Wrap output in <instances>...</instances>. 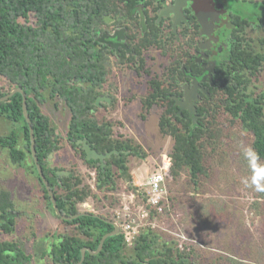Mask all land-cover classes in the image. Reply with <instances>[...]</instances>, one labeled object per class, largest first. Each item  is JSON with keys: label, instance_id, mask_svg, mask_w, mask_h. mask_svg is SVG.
Listing matches in <instances>:
<instances>
[{"label": "trees", "instance_id": "16d2710c", "mask_svg": "<svg viewBox=\"0 0 264 264\" xmlns=\"http://www.w3.org/2000/svg\"><path fill=\"white\" fill-rule=\"evenodd\" d=\"M165 2L167 0H0V97L17 87L23 89L30 123L34 128L36 155L64 215L74 216L82 212L80 205L93 192L85 184L83 174L73 170L68 175L60 174L58 171H63L61 168L50 167L51 155L60 152L64 142L96 172L98 191L116 190L120 178L134 192L139 190L128 159L131 155L144 159L148 153L141 144L114 138L112 124L100 122L96 111L100 106L108 107L110 102L118 100V86L113 80L115 63L134 66L139 70L145 68L143 47L158 42L160 24L156 21L157 12ZM138 10L147 17L145 34L137 35L129 25L127 46L133 50L126 52L121 48L118 55L100 38L114 27H126L125 19ZM108 17L114 20L108 21ZM228 17L235 43L229 50L230 69L225 67L227 62L218 61L213 76L214 85L209 88L210 94L203 93L202 97L208 99L214 96L221 101L222 95V101L227 100L230 108L234 106L233 112L240 115L243 125L254 134L252 147L256 159L264 165V95L248 97L240 91L241 85L247 88L251 81L249 76L257 74L264 63V54L246 52L243 33L249 28L264 25V16H259L254 23L230 9ZM179 64L166 81L157 76L150 79L144 109L149 111L153 105L159 104L163 108L160 127L175 138L171 177L177 176L178 169L186 165L197 182L206 171L199 147L210 132L206 124L209 111L198 101L193 112L177 104V99L183 95L181 77L187 80L186 72L190 69L192 75L197 76L198 72L193 65L186 66L184 70L179 68ZM229 76L235 82L232 83ZM44 92L55 100L57 108L63 105L69 108L70 122L65 133L56 132L51 117L44 111L47 103ZM98 98H103L100 103H97ZM0 113L23 123L26 148L32 154L29 123L23 114V94L17 92L9 99L0 101ZM86 127L102 132L82 133ZM17 138L15 131L2 136L0 146L8 145L12 161L21 163L27 152L16 146ZM80 139H87L92 148L100 153L107 154L115 149L119 153L107 157L103 167L101 160L87 159L82 144H78ZM33 164L38 173L34 161ZM39 179L42 183L40 190L54 210L48 189L40 176ZM13 209L11 192L0 190V229L3 233L12 234L15 230ZM87 213L70 220L60 217L74 232L63 234L59 242L53 244L50 251L43 252L42 256L51 257L57 264H76L81 259L83 247L97 250L102 237L114 226L94 216L93 212ZM100 215L111 219L110 216ZM150 241L147 232L141 233L133 245L134 253L127 255L123 251L126 241L120 232L108 237L99 253L87 252L82 264H182L184 255L173 246H167L156 254L151 249ZM34 259L35 255L24 251L18 240L0 238V264H29Z\"/></svg>", "mask_w": 264, "mask_h": 264}, {"label": "rangeland", "instance_id": "374dc122", "mask_svg": "<svg viewBox=\"0 0 264 264\" xmlns=\"http://www.w3.org/2000/svg\"><path fill=\"white\" fill-rule=\"evenodd\" d=\"M221 2L228 10L227 15L222 13L224 20L229 18L230 9L254 23L259 16H264L262 0ZM125 22L126 27H133L137 35L145 34L147 17L144 12L134 13ZM162 27L163 23L159 30ZM162 29L164 31L157 35L158 42L143 47L144 69L114 64L113 80L118 86V100L110 102L108 107L100 106L96 111L100 122L112 124L114 138L141 144L148 153L144 159L133 155L128 159L139 190L134 192L120 178L116 190L98 191L96 172L84 164L82 157L66 142L60 152L51 155L49 165L61 168L60 174L68 175L73 170L84 175L85 184L93 192L80 205L82 211L110 216L112 220H119L122 226L125 221L132 222L136 228L141 226L133 243L127 242L123 248L127 255L134 253L135 241L141 233L147 232L151 249L156 254L173 246L184 255L182 264H264V192H257L251 185L252 163L245 156L247 149L253 150L254 134L243 125L240 115L233 112L234 106L230 108L227 100L222 101V95L221 101L214 96L199 98V104L209 111L206 124L210 132L199 147L206 171L197 182L186 165L178 169L177 176L169 174L162 211L151 208L149 217L143 216L148 177L158 164L171 157L175 144L174 136L160 127L163 108L155 104L149 111L144 109L149 81L155 76L166 81L179 63L180 69L194 66L188 55L200 40L184 32L178 38L168 36L170 27ZM228 30L225 28V32ZM243 34L246 52L264 54V25L249 28ZM233 44L234 41L229 40L217 58L228 63L227 69L231 65L229 48ZM249 78L247 88L241 85L242 94L248 97L264 95V63L258 73ZM229 80L235 82L231 76ZM188 82L181 77L180 89ZM44 94L47 103L43 109L51 117L52 126L56 132L65 133L70 122L69 108L66 105L57 108L55 100L48 97L47 92ZM22 128L23 123L0 113V137L15 131L18 135L16 146L27 152L21 163H14L9 146H0V190L11 192L14 202L11 213L15 218L14 232L3 233L0 229V238L16 239L24 251L34 254L35 259L29 264H57L51 257H43L42 253L50 251L52 244L59 242L63 234L74 230L61 220L44 198L40 190L42 183L35 172L32 154L27 151ZM255 163L264 166L258 159Z\"/></svg>", "mask_w": 264, "mask_h": 264}, {"label": "flooded vegetation", "instance_id": "af4514ba", "mask_svg": "<svg viewBox=\"0 0 264 264\" xmlns=\"http://www.w3.org/2000/svg\"><path fill=\"white\" fill-rule=\"evenodd\" d=\"M139 11L140 10H138V12ZM227 12V5L221 2V0H167V2L162 3L158 9L156 21L158 24L163 23L164 28L170 27L171 31L168 36L178 38L181 36L182 32H184L190 34L195 39H200L196 47H194V51L188 55L189 60L194 63V66L198 70V77L192 75L191 69L186 72V79L189 82L188 84H184L182 89L183 95L179 98V100L185 101V94L189 91V99L187 100V104H184L186 107L184 109L189 110V107L192 105V109L195 110V104L197 101L199 102V98L203 93L205 95L210 94L209 88L214 85L213 76L216 73L215 65H217L219 61L217 58L224 51L229 40L234 41L231 35V23L226 19H222V13H226L227 15ZM142 13L143 12L141 11L138 14ZM160 13L162 15L161 17ZM110 20L113 21L114 19ZM174 23L176 24L175 26ZM225 28L227 30L229 29L228 32H225ZM122 29L124 30L125 36V39L122 40V42L127 45V27H114V29L106 33L110 35L114 33V31H120ZM161 29L159 31L163 32L164 30ZM224 37H226V39H224ZM113 40H115V43H118L117 38ZM105 43L116 51L118 55L120 54L121 48L126 50V52L133 50L130 47H123L120 45L117 48L109 42ZM183 69L185 70V67ZM195 79L198 80V84L194 89ZM178 105L182 108L181 104Z\"/></svg>", "mask_w": 264, "mask_h": 264}, {"label": "water", "instance_id": "95a60500", "mask_svg": "<svg viewBox=\"0 0 264 264\" xmlns=\"http://www.w3.org/2000/svg\"><path fill=\"white\" fill-rule=\"evenodd\" d=\"M183 1V0H182ZM195 6H196V3H195ZM161 13H160V17H161ZM108 21H111L110 18L108 17L107 18ZM202 22V21H201ZM204 23V22H203ZM176 24L174 23V26ZM117 38L118 39V43H115L113 39ZM112 39V40H111ZM125 39V36H124V30H120V31H114V33L112 34H107V33H103L101 38H100V41L101 42H109L111 45H113L114 47H117L118 46H123V47H128L126 45V43L122 42V40ZM198 84V80L195 79L194 81V89L196 88ZM192 91V90H191ZM195 91V90H194ZM17 92H20L23 94V114L27 120V122L29 123V128H30V138H31V152H32V157L34 159V162H35V165H36V168H37V171H38V174L40 176V178L43 180L46 188L48 189V192H49V195L51 197V201H52V204H53V207H54V210L56 212V214L61 217L62 219H65V220H70L72 218H77L79 217L80 215H85V214H88L87 212H79L77 214H75L74 216H67V215H64L62 214L61 210L59 209L58 207V204H57V200H56V197H55V194L53 192V190L51 189V186L49 184V181L47 180L45 174H44V171H43V168L41 166V164L39 163V160H38V157L36 155V147H35V135H34V128L31 126V123H30V116H29V112H28V105H27V97L26 95L24 94V91L21 87H17L15 89H13L9 94L3 96V97H0V101H5L7 99H9L11 96H13L15 93ZM186 100L185 101H182V100H179L177 99V103L178 104H181L182 105V109L186 108L184 106V104H187V100L189 99V91L186 92ZM103 98H98L97 99V103H100L101 100ZM108 101H110V99H107ZM192 105L189 107V110L191 112H193L194 110L192 109ZM85 132H102V130H99L97 128H89V127H86L82 133H85ZM78 144H82V148L85 150L86 152V157L88 160H91V159H94V160H101L102 161V166L104 167L105 166V163H104V160L107 158V157H110L113 153H119L118 150H113L107 154H103V153H100L98 152L97 150L93 149L91 144L88 142L87 139H80L78 140ZM94 216L100 218V219H104L105 221L111 223L113 226H114V229L108 233H106L102 239L100 240V243H99V246H98V249L97 250H92L90 247L88 246H85L82 248L81 250V259L78 263L76 264H82L85 260V257H86V254L87 252L91 253V254H97L99 253L103 246H104V243H105V240L110 237V236H113V235H116V234H119L121 229H120V226L117 222H115L114 220L112 219H106L104 217H102L101 215L99 214H94ZM141 264H145V263H141Z\"/></svg>", "mask_w": 264, "mask_h": 264}, {"label": "built area", "instance_id": "2783aa9c", "mask_svg": "<svg viewBox=\"0 0 264 264\" xmlns=\"http://www.w3.org/2000/svg\"><path fill=\"white\" fill-rule=\"evenodd\" d=\"M171 164V157L168 159L166 158L164 161H162V163L158 164V167L148 177L147 188L144 190L146 191L147 201L145 205H142V212L144 217H149L151 208H154L157 211H162L163 203H165L167 193L166 182L170 174ZM126 209L128 208L126 207ZM114 221L119 224L121 229L120 232L124 234L126 243L129 242L130 244H132V241H134L136 238L137 229L141 226L136 228L132 224V222L127 221H125L122 226L119 220Z\"/></svg>", "mask_w": 264, "mask_h": 264}, {"label": "clouds", "instance_id": "9594fccd", "mask_svg": "<svg viewBox=\"0 0 264 264\" xmlns=\"http://www.w3.org/2000/svg\"><path fill=\"white\" fill-rule=\"evenodd\" d=\"M245 156L248 157L252 163L253 176L251 185L255 187L257 192H264V166L255 163L256 154L251 148L245 151Z\"/></svg>", "mask_w": 264, "mask_h": 264}, {"label": "crops", "instance_id": "0c3cea01", "mask_svg": "<svg viewBox=\"0 0 264 264\" xmlns=\"http://www.w3.org/2000/svg\"><path fill=\"white\" fill-rule=\"evenodd\" d=\"M52 246H53V244H52Z\"/></svg>", "mask_w": 264, "mask_h": 264}]
</instances>
